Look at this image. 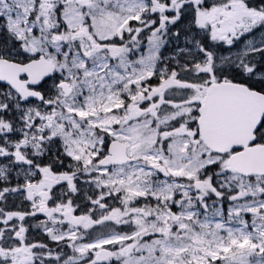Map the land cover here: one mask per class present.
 <instances>
[{"label": "snow or ice", "instance_id": "6c2138e0", "mask_svg": "<svg viewBox=\"0 0 264 264\" xmlns=\"http://www.w3.org/2000/svg\"><path fill=\"white\" fill-rule=\"evenodd\" d=\"M0 264H264V0H0Z\"/></svg>", "mask_w": 264, "mask_h": 264}]
</instances>
